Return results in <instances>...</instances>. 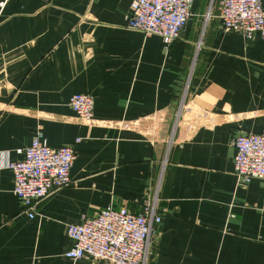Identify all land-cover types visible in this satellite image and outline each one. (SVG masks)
I'll return each instance as SVG.
<instances>
[{"label": "crops", "instance_id": "0c3cea01", "mask_svg": "<svg viewBox=\"0 0 264 264\" xmlns=\"http://www.w3.org/2000/svg\"><path fill=\"white\" fill-rule=\"evenodd\" d=\"M207 2L190 1L165 45L124 25L128 0H0V151L20 158L39 128L74 153L31 216L0 165V264H102L63 256L65 225L107 203L137 212L155 193L145 264H264V179L236 181L230 143L264 130V37L222 30ZM74 91L93 96L87 121L67 105Z\"/></svg>", "mask_w": 264, "mask_h": 264}, {"label": "built area", "instance_id": "2783aa9c", "mask_svg": "<svg viewBox=\"0 0 264 264\" xmlns=\"http://www.w3.org/2000/svg\"><path fill=\"white\" fill-rule=\"evenodd\" d=\"M190 1L128 0L124 25L138 29L144 35L155 33L166 45L182 30L190 13ZM211 4L212 0H208L205 18ZM217 6L222 30L237 31L245 39H249L254 31L264 37V9L259 0H217ZM200 43L199 37L193 44L188 75L196 61ZM187 81L173 113L167 148L170 135L178 124ZM92 103L90 92H71L67 100L69 109L80 121H87L91 117ZM78 139L75 136L73 141ZM230 143L233 148L232 171L236 181L246 182L255 177L264 179V130L234 134ZM17 151L21 156L13 160L7 158L6 151H0V165L10 169L12 193L21 210L24 209L31 216L32 208L39 199L51 188L68 182V171L74 155L73 143L49 146L37 128L28 145ZM162 157L160 167L166 160L165 153ZM156 199V193L144 198L140 203L141 210L137 212L124 205L107 203L95 214L83 216L73 224L67 223L69 243L63 256L71 261L84 256L102 264H145L152 226L160 217Z\"/></svg>", "mask_w": 264, "mask_h": 264}]
</instances>
